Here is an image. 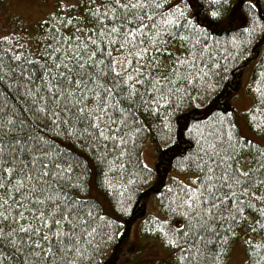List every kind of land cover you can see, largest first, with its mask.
Segmentation results:
<instances>
[{
	"label": "snow or ice",
	"instance_id": "1",
	"mask_svg": "<svg viewBox=\"0 0 264 264\" xmlns=\"http://www.w3.org/2000/svg\"><path fill=\"white\" fill-rule=\"evenodd\" d=\"M211 3L210 15L230 23L219 10L227 0ZM57 9L40 21L39 54L8 44L15 34L0 37L8 44L0 46V85L14 74L4 86L14 87L27 106L25 118L0 103V264H95L100 251L105 218L82 196L88 167L60 152L47 133L37 134L41 124L87 145L108 173L118 171L148 126L145 118L169 127L186 100L211 87L220 68L216 42L187 14L184 0H58ZM254 91L246 109L253 122V112L264 111V91ZM230 116L218 114L184 157L182 166L194 176L177 185L175 199L200 246L189 244L187 233H165V242L185 264H218L242 222L252 231L264 228V147L239 137ZM252 126L264 129V121ZM108 173L103 183L111 189Z\"/></svg>",
	"mask_w": 264,
	"mask_h": 264
},
{
	"label": "trees",
	"instance_id": "2",
	"mask_svg": "<svg viewBox=\"0 0 264 264\" xmlns=\"http://www.w3.org/2000/svg\"><path fill=\"white\" fill-rule=\"evenodd\" d=\"M65 2L76 4L78 0H65ZM170 2H175V0H170ZM184 3L188 5L187 14L200 23L201 27L216 42L211 46L217 50V55L221 56L220 68L217 69L218 75L210 78L211 87L198 94L194 93L195 99L184 102L170 118L169 127H165L159 120L145 118L148 126L144 128L141 138L137 141V147L130 160L118 161L124 164L123 169L108 173V169L95 158L87 145L68 139L46 128L43 124L37 130V134L47 133V137L51 138L60 152L67 154L69 158L75 157L84 161L88 167L89 183L82 196L95 204L96 212L105 218L98 228L101 232L98 238L100 251L95 264H115L114 259L104 262L106 254L113 250L116 257L130 233L132 224L146 214L145 203L151 199L150 196L154 197L156 210L149 214L147 212L140 225L139 233L142 239L158 242L161 248L171 255L173 264H185V262L178 260L177 247L165 242V233L169 238L187 233L184 239L189 244L200 246L199 239L187 231V218L181 214L178 207L180 201L175 197L179 195L177 185L190 183V178L194 176L191 169L182 166L185 165L184 157L193 153L198 134L206 132L217 119L218 114L231 113L228 119L235 126L236 134L246 142L251 141L264 147V129L258 130L252 126L253 123L264 121V111L253 112L256 117L253 122L247 111L240 114L234 105L243 72L251 64H253V72L247 89L251 98L249 108L252 107L257 95L254 89L261 88L264 91V0H227V4L219 10L223 13V19L230 21L228 24L222 23L221 18L210 15L214 9L211 0H184ZM57 5L58 0L52 12L58 11ZM3 9L7 11L4 7ZM75 11L82 12L83 9L77 8ZM244 29H249V31L245 32ZM9 34H15V37L8 44H24L25 48L22 51L25 53L29 48L36 54L42 50V44L36 39L42 35L40 22L32 32L25 24L20 23L15 29L0 37ZM233 39L235 43L232 42ZM8 44L0 41L2 47H8ZM13 82L14 74L11 80L5 76L4 85ZM4 85H0V103L6 102L13 105L22 117L26 118L27 113L24 109L27 106L23 95L16 92L14 87L7 88ZM241 122H244L250 137L243 134V129L240 127ZM148 141H153L156 148L157 162L154 169L148 168L143 162L142 152ZM250 156V153L245 154L243 167L250 166ZM106 173L113 182L111 189L106 188L103 183ZM92 174H94L97 191L108 201L115 216L106 215L101 203L89 196ZM171 175H182L185 180L170 177ZM169 189L172 191L170 192ZM249 216L252 219H259L252 211H249ZM261 222L264 223V221ZM247 223V221L242 222L234 230L235 235L228 236L227 242L223 244L224 252L218 264H226L231 245L239 239L243 241L244 264H264V228L252 231L246 226ZM252 228H256V225H252ZM242 230L245 234L241 238ZM105 232L112 238L104 239ZM223 234L227 235L226 232ZM249 237L252 238L251 245L246 243ZM180 247H185V244L181 243Z\"/></svg>",
	"mask_w": 264,
	"mask_h": 264
},
{
	"label": "rangeland",
	"instance_id": "3",
	"mask_svg": "<svg viewBox=\"0 0 264 264\" xmlns=\"http://www.w3.org/2000/svg\"><path fill=\"white\" fill-rule=\"evenodd\" d=\"M55 2H57V0H4L3 2L0 0V36L9 33L20 23L25 24L29 31H34V27L36 28L37 23L45 19L47 14L53 11ZM3 7L7 10L6 12L3 11ZM252 72L253 64L244 70L238 91L239 93L235 99L234 105L240 114L245 112L251 103V98L248 95L247 89L250 84ZM240 127L243 129L244 135H249L244 122H241ZM142 157L144 164L148 168H155L157 156L153 141L147 142L143 149ZM170 177H176L182 181L185 180V177L182 175H171ZM90 187L91 191L89 196L97 199L101 203L106 215H113L114 212L108 201L95 187L94 174L91 175ZM150 198L151 199L145 203L147 207V210L145 211L146 214L147 212L149 214L156 210L153 199L154 197L150 196ZM145 215L139 217L132 224L129 231L130 233L125 240L123 247L116 254V257L114 256V251L111 250L106 254L104 262L114 259L115 264H173L171 263V255L164 251L158 242L155 240L142 239L139 230ZM243 234H245L244 230L240 232L241 238L243 237ZM244 262L245 252L243 241L239 239L231 245L226 264H244Z\"/></svg>",
	"mask_w": 264,
	"mask_h": 264
}]
</instances>
